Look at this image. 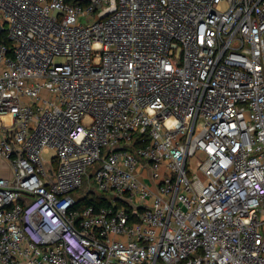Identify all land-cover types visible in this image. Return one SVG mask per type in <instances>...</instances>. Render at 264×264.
Returning a JSON list of instances; mask_svg holds the SVG:
<instances>
[{"label":"built area","instance_id":"built-area-1","mask_svg":"<svg viewBox=\"0 0 264 264\" xmlns=\"http://www.w3.org/2000/svg\"><path fill=\"white\" fill-rule=\"evenodd\" d=\"M0 157V264H264V0H0Z\"/></svg>","mask_w":264,"mask_h":264},{"label":"trees","instance_id":"trees-1","mask_svg":"<svg viewBox=\"0 0 264 264\" xmlns=\"http://www.w3.org/2000/svg\"><path fill=\"white\" fill-rule=\"evenodd\" d=\"M66 1H68L70 3H74L76 0H66ZM6 41L9 43V40L7 38H6ZM140 138H141V136H138L135 138L136 145L146 143V141L141 142ZM86 186H87V184L85 183L84 187H86ZM83 188H81L79 192H81ZM113 203H114L113 199L109 198L105 194L94 192V193L87 195V193H86L84 196L79 197L76 208L82 210V209H84L88 206H91V205L95 206V208H99L101 206L112 205ZM117 206H119V201H117ZM179 264H185V262L182 261Z\"/></svg>","mask_w":264,"mask_h":264},{"label":"crops","instance_id":"crops-1","mask_svg":"<svg viewBox=\"0 0 264 264\" xmlns=\"http://www.w3.org/2000/svg\"><path fill=\"white\" fill-rule=\"evenodd\" d=\"M12 175V170L9 161L0 157V176L9 177Z\"/></svg>","mask_w":264,"mask_h":264},{"label":"rangeland","instance_id":"rangeland-1","mask_svg":"<svg viewBox=\"0 0 264 264\" xmlns=\"http://www.w3.org/2000/svg\"><path fill=\"white\" fill-rule=\"evenodd\" d=\"M194 161H195V159H192L191 160V165H192V167H194ZM87 193V187H84L83 189H82V191L81 192H79L78 194H77V197L79 198V197H82V196H84L85 194Z\"/></svg>","mask_w":264,"mask_h":264}]
</instances>
